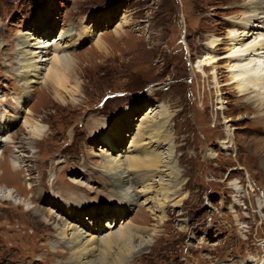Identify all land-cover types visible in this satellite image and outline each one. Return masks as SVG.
Masks as SVG:
<instances>
[{"label": "rangeland", "instance_id": "rangeland-1", "mask_svg": "<svg viewBox=\"0 0 264 264\" xmlns=\"http://www.w3.org/2000/svg\"><path fill=\"white\" fill-rule=\"evenodd\" d=\"M249 1L0 0V102L8 101L0 103V117L18 116L0 135L5 141L0 157L4 153L7 164L0 191L12 193L10 199L0 198V264H71L72 254L54 228L70 221L68 213L56 197L43 203L46 194L56 193L61 203L73 201L80 213L84 205L96 214L122 209L118 219L112 214L114 226L124 222L139 237L127 264H264V118H257L264 111L255 114L246 107L250 98L264 102V88L241 97L224 59L228 32L242 29L235 20L243 19ZM125 18L128 25L117 35ZM252 31L258 32L244 42L264 35L261 28ZM29 32L41 33L42 41L67 37L63 46L74 59L69 84L74 100L68 96L62 104L51 89L32 84V94L15 108L13 100L24 93L15 71L18 38ZM100 37L104 52L95 47ZM214 38L222 42L213 52ZM212 55L220 58L216 78L204 65ZM152 106L171 115L166 138L174 144L180 172L174 182L183 198L179 206L164 208L162 223L156 219L161 213H153L154 193L143 194L142 185L155 176L158 183L161 171L135 169L120 181L103 167L132 150L138 119ZM28 117L41 125L39 138L29 135ZM13 154L20 158L18 170L8 165ZM236 182L242 196L231 189ZM126 196L134 200L131 206ZM35 207L48 214L52 209L56 219L39 222ZM85 214V224L100 230L87 233L88 238L110 233L111 217L93 224Z\"/></svg>", "mask_w": 264, "mask_h": 264}, {"label": "bare ground", "instance_id": "bare-ground-1", "mask_svg": "<svg viewBox=\"0 0 264 264\" xmlns=\"http://www.w3.org/2000/svg\"><path fill=\"white\" fill-rule=\"evenodd\" d=\"M263 5L264 0L249 1L247 5L243 6L246 9L243 19L239 18V21L235 20V26L240 25L242 29H230V31L228 32V43L227 47L225 48L226 51L224 50L226 52V57H224V59H227L225 69H227V72L231 74V84L235 85V88L241 97L253 93L252 89L257 90V88L259 89L260 85H263L261 86L262 89L264 88V76H262L264 74V69H260L264 67V35H256V37L250 43L244 42L246 41V39H248V37L249 39L253 38L255 34L254 32H258L252 31L253 28H261V30H264ZM246 12L250 13L249 17L247 16ZM251 13H253L254 15H252ZM126 19L127 18L124 19V22L118 25V29H116L115 32L117 33V35H120V33H122L120 31H122L123 27L128 25ZM245 19L246 21H244ZM86 33L88 32L86 31ZM41 35V33L40 36H38L34 33L31 34L29 32L26 34H22V36L18 38V51L16 54L15 71L20 78V82L23 84L24 93H21V97L18 98V102L12 99L16 105L15 108L17 107L16 103H18V105L20 106L22 101L25 102V98H29V93H31V90L28 91V88L29 86H32V84L43 85L48 91L51 89L54 94L55 101L62 104H65L67 102L66 100L68 96H70L71 98L74 97V94H71L73 88L69 89L71 80L70 71L74 66V59L72 58L73 56L71 54L65 52L66 47L63 46V40H65L67 37L61 36L59 38L56 36L48 41H42L44 38ZM101 35L102 34H100V36ZM258 38H260V41ZM96 40L97 42L95 44V47H97V49L101 52L106 51L103 38L100 37V39ZM221 42L222 40H220L219 38L212 39V41L209 43L210 49L214 52L217 46L221 44ZM219 60L220 58L218 59L213 55L208 60L205 59L206 63L204 65L214 69L213 76H215V78L217 76V71L215 69H217L218 67ZM20 91V89L16 90L19 95ZM250 100L246 102V107H250L251 110L253 109L252 111L255 112V114L258 111L260 112V110L261 112L264 111V102H262L263 100L255 101L254 98H250ZM1 102H6L5 105L8 104V101L6 99ZM256 102L259 103L255 106ZM149 111V113H144L141 116V121L138 119V122L140 123L138 124V129L136 133H134L130 144V148H132V150L128 149L126 150V152L124 151V153H121L122 155L111 157L110 159L105 161L103 167L104 172L110 174L113 177H117L120 181L122 180L123 174L127 173L128 176V174L133 172L135 169L161 171V176L158 180V183H156L158 176H155L157 179L152 177L150 178L151 180L142 183V185L143 194L152 195V193H154L155 197H153V199L151 200L154 201L153 204L155 205L153 213H161L160 217L156 219H158V221L162 223V221L165 220L164 208L174 202L175 203L173 204V207L179 206L183 200L182 195H180L179 193L180 185L176 183L177 180L174 182V178L179 179L180 172L179 170L177 171V162L174 158V144L168 141L169 138H166V131L168 129L167 127H169L168 125L170 124L171 115L168 114L163 107H161L160 109L159 106H152L149 108ZM28 112L29 115L33 114L30 110ZM257 118L263 119L264 113H259ZM257 118H255V122L258 121L256 120ZM15 119L18 120V116L16 118V116L10 115L8 117L7 115L5 118L0 119V135H2V133L15 125ZM24 124L26 128L30 129V132H28L29 135L37 138L40 137L42 131L41 125L39 123H36L34 119L28 117ZM230 132L231 130H228L227 128L226 139L228 140V142H231ZM10 138V143L12 144L13 139L12 137ZM29 139H31V137H29ZM107 141H109V139ZM2 142L5 141H1L0 139V143ZM31 144L32 143L30 141L27 143V145ZM110 146L114 147L115 145L113 143L110 144ZM166 146L168 147V149L164 151V148ZM4 157L5 155L3 153L0 157V173L3 170L4 166L7 165H4ZM19 159L17 154H13L10 164L8 165H10L12 169L18 170V162L21 165ZM262 167L264 169V159L262 160ZM119 180L116 181L120 183ZM153 180L155 181L153 182ZM73 181V184L81 186L79 190L84 188L82 187L81 181H78L77 183L75 182V180ZM240 185L241 183L236 182L232 185L231 189H233L234 192L237 193H239L240 191L239 194L240 196H242ZM253 187L254 186L251 183L250 188L252 189ZM174 188H178V190L174 191ZM0 194L2 195V197L0 198L5 199L6 197L7 199H10L9 197L12 196V193H9V196H6V193L2 192V190L0 191ZM54 197L57 198L56 201H58V204H60V206H62L61 208L64 209L63 212L68 213L69 216L68 220L70 221L68 223H65L63 228H59L57 225H55L54 228L56 230V233L58 234L57 236L60 237V243L64 244L67 251H70V253L72 254L71 264L128 263L127 261L129 258H131V254L133 252L135 253L136 251V245H134V242L136 241V238L139 239V237L132 233V230L129 228V226H124V222L119 227V229H116V224L114 226L115 219L113 218L112 214H117L116 216L118 219L122 215V213H120L122 209H106L107 211L101 210L96 214L93 210L89 209L92 206L87 207L86 205H84L85 208H83V204L79 203L82 205L75 206L83 208L84 211L80 213L81 211L78 208L74 207V204L72 203L73 201L67 200L65 203H61V201L57 197V193L56 195L53 194L51 196H48V194H46V198L43 200V203L52 201ZM124 200L127 201L126 203L128 204V206H131L134 201L132 197L127 196L124 197ZM146 201H150V199L147 198ZM257 201L258 207H260L261 201ZM124 205L125 204H121L122 207ZM33 211V214L38 217V221L44 224H50L57 217L55 216L52 209L50 210L51 212L49 211V214L46 213V210L44 211L41 208L39 209L38 207H35ZM85 212L91 217L93 224L94 221L96 223H101V221H103L104 219H110L111 217L113 219V222L108 223L107 225V229L110 233L106 236L101 235L95 237L94 235V237L92 236V238H88L89 235H87V233H90L92 231L91 233L97 234L100 230L96 229V227L92 228L91 226L89 227L88 224H85V219L82 220L83 216H86ZM59 221L60 220L57 219L58 224ZM73 221L78 222L80 226H72L71 224H74ZM81 227L82 229H80ZM83 230H85L86 232ZM91 246L93 247L90 248ZM109 257H111V261ZM258 264H260V262Z\"/></svg>", "mask_w": 264, "mask_h": 264}]
</instances>
